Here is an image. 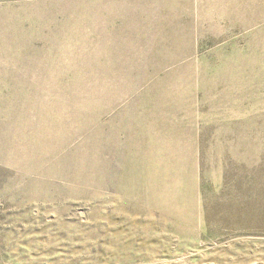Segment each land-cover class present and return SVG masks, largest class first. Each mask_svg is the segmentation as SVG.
Instances as JSON below:
<instances>
[{
	"label": "rangeland",
	"instance_id": "obj_1",
	"mask_svg": "<svg viewBox=\"0 0 264 264\" xmlns=\"http://www.w3.org/2000/svg\"><path fill=\"white\" fill-rule=\"evenodd\" d=\"M138 1L0 0V264H264V0Z\"/></svg>",
	"mask_w": 264,
	"mask_h": 264
},
{
	"label": "crops",
	"instance_id": "obj_2",
	"mask_svg": "<svg viewBox=\"0 0 264 264\" xmlns=\"http://www.w3.org/2000/svg\"><path fill=\"white\" fill-rule=\"evenodd\" d=\"M96 4H97V3H96ZM120 4L125 5L124 0H120ZM133 8H135V9L137 10V15L139 16V15L141 14V7H140V3H139L138 0H137V2L135 3V5H134ZM162 10H163V8L161 7V11H162ZM156 11H157V10H156ZM103 15H104V17H105V16L107 17L108 22H109V24L106 25V26H104V28L102 29V32H107V33H109V34H108L107 36H103V38H105L107 41H110V40H112V35H113L115 32H118V31H115V32L112 33V31H111V28H112L111 23H112V21H113V14H112V4H111L110 2H108V4H105V7H103ZM120 15H121L122 18L125 17V15H124L122 12H120ZM139 28L141 29L140 26H139ZM104 29H106V30H104ZM107 29H108V30H107ZM135 32L141 33V32H139V31H135ZM141 34H142V33H141ZM113 36H114V35H113ZM114 37H115V36H114ZM134 39H135L136 41H140V39H141V40H145V39H147V38L141 36V37H134ZM100 55H102L101 57H108V56H109V54H107V53H102V54H100ZM107 55H108V56H107ZM107 63H110V62H107Z\"/></svg>",
	"mask_w": 264,
	"mask_h": 264
}]
</instances>
